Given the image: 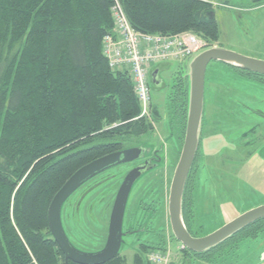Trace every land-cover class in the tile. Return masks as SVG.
Wrapping results in <instances>:
<instances>
[{"label": "trees", "instance_id": "1", "mask_svg": "<svg viewBox=\"0 0 264 264\" xmlns=\"http://www.w3.org/2000/svg\"><path fill=\"white\" fill-rule=\"evenodd\" d=\"M118 1L130 26L142 34L172 36L188 32L207 47L219 40L218 25L208 16L215 13L213 0ZM113 3L114 0H0V264H65L47 223L53 196L83 166L134 148L132 140L153 131L151 121L140 117L141 108L126 70L111 71L102 55V40L113 28ZM212 63L223 72L219 78L228 77V82L224 85L220 80L221 88L211 89L207 67L199 149L181 203L183 224L195 238L223 226L207 229L203 223L206 218L199 216L201 207H195L204 137L220 135L236 147L248 148L256 142V131L264 128L251 122L253 116L264 115L254 108L256 97L247 92L264 90V76ZM231 82L241 88L230 93ZM171 85L167 129L178 158L186 124L187 78L179 73ZM247 98L255 99L253 107L245 104ZM210 104L215 109L207 122ZM152 114L154 122L160 120L157 110L153 109ZM207 127L211 130L205 136ZM236 130L242 131L232 138L231 132ZM135 147H143V143ZM222 179L217 185L221 187L223 181L227 187L226 177ZM234 182L242 186L236 179ZM221 195L227 199V194ZM141 200L133 205L135 209L145 207ZM206 200L208 209L219 213L216 203L210 206L211 197ZM154 225L147 235L156 229ZM263 234L261 219L205 253L182 249V264L188 258L228 261L242 241L256 240ZM137 246L134 264H148L141 256L164 254L167 245L163 235L156 234L153 240ZM123 263L124 258L118 254L107 264Z\"/></svg>", "mask_w": 264, "mask_h": 264}, {"label": "rangeland", "instance_id": "2", "mask_svg": "<svg viewBox=\"0 0 264 264\" xmlns=\"http://www.w3.org/2000/svg\"><path fill=\"white\" fill-rule=\"evenodd\" d=\"M254 1L213 0L215 4L214 19L219 29V40L214 46L245 57L264 61V6L258 10L256 9L258 5L264 3V0L256 5L253 4ZM187 63L189 62L187 61L185 64L178 61L159 63L153 65L150 71L151 75L157 67L165 66L160 77L161 80L159 79L163 87L156 88L149 78L151 103L146 117L151 121L153 131L148 136L132 140L130 145L135 147L137 143H143L145 156L148 155V151H154L155 148L161 149L162 147L163 155L160 157L161 162L157 165L154 173L144 180L143 178L138 179L132 187L126 205L124 225H127L128 210L131 211L134 208L135 201L142 199L141 202H144L145 207L150 201L157 199L161 200V204L158 205L159 209L157 208L155 214H151L149 218L148 215L146 216L140 211L137 212V215L134 214L133 216L132 214L131 218L135 217L134 219H137L141 225L149 222L148 227H150V223L153 222L156 229L149 235L139 233V236H123V243L119 251L120 256L124 258L123 264H134V255L138 252V243L153 240L156 234L163 235L165 238L166 253L169 254L168 264H182L183 261V255L179 251L180 244L171 238L173 235L169 227L167 213L170 183L182 146H180L177 158L176 150L168 141L166 107L167 98L171 91L172 78L179 73L186 75ZM208 66V86L215 91V89L221 88L219 86L222 85L221 81L226 85L228 77L227 79L219 78L223 76V72H220V69L214 63H210ZM216 78L219 81H214ZM229 87L231 89L230 93L234 89L241 88L234 82H231ZM262 91L264 92V90H255L253 93L251 91L247 92L256 97L257 104L254 108H257L264 115V93ZM247 97L250 98V96ZM240 98L245 99L246 97ZM248 98L244 101L245 104H250L253 107L255 99L250 100L251 98ZM153 109L159 113V121L154 122L152 118ZM214 109L213 104L208 105L206 111L207 122L211 120ZM251 122L264 125V117L253 116ZM207 130L210 133V127L205 128V136L209 134ZM241 131L231 132L232 138ZM255 137V144L248 148L236 147L220 135L204 137L201 145V155L198 159L199 187L195 198V207H201L199 216L203 220L206 218L203 223L207 229L211 227L210 230H212L222 224L224 225L244 211L264 204V128L257 130ZM174 163L175 165H173ZM129 168L110 169L113 171L93 179L88 185L73 193L66 201L61 215L62 226L68 240L76 249L85 253H95L104 247L110 216V203L113 201L115 188ZM120 171L121 174L117 175ZM225 177L227 187L223 185V181H221L222 184L219 187L217 181L221 178L224 180ZM235 179L241 183V187L235 184ZM158 180L161 181V186L155 195L151 197L149 193H154V191H151L155 186L153 183ZM223 193L227 194V199L221 195ZM208 196L211 197L210 206L216 203L219 213L216 211L213 213L208 209V200H206ZM160 230L161 232L158 233L157 231ZM260 237L252 241H242L237 253L228 258V261L212 259L208 262H201L188 258L186 264H264V234ZM141 258L144 260L146 257L142 255Z\"/></svg>", "mask_w": 264, "mask_h": 264}, {"label": "water", "instance_id": "3", "mask_svg": "<svg viewBox=\"0 0 264 264\" xmlns=\"http://www.w3.org/2000/svg\"><path fill=\"white\" fill-rule=\"evenodd\" d=\"M209 13V20L214 19ZM187 63L188 97L184 139L178 162L170 183L167 213L169 227L175 239L184 249L194 254L205 253L223 243L248 225L264 219V204L254 207L220 228L203 237H192L186 230L181 216V203L185 182L199 149L204 100V80L208 65L219 62L231 67L264 76V61L245 57L215 46L207 47L184 61ZM186 66V65H185ZM158 70L150 76L153 86H158ZM143 147H134L99 158L77 170L53 196L47 210V223L50 235L64 257L65 264H107L115 259L120 251L123 218L129 194L136 181L153 167L148 161L131 170L121 183L109 216L107 237L104 247L95 253H85L76 249L68 240L61 223V209L68 198L83 184L113 167L129 164L143 158Z\"/></svg>", "mask_w": 264, "mask_h": 264}, {"label": "built area", "instance_id": "4", "mask_svg": "<svg viewBox=\"0 0 264 264\" xmlns=\"http://www.w3.org/2000/svg\"><path fill=\"white\" fill-rule=\"evenodd\" d=\"M113 28L102 40V55L111 71L126 70L139 102L140 117L150 108L148 86L153 65L183 61L206 47L204 41L192 33L172 36L147 35L135 31L129 24L118 0L110 7ZM149 264H168L169 254L153 252L147 255Z\"/></svg>", "mask_w": 264, "mask_h": 264}, {"label": "flooded vegetation", "instance_id": "5", "mask_svg": "<svg viewBox=\"0 0 264 264\" xmlns=\"http://www.w3.org/2000/svg\"><path fill=\"white\" fill-rule=\"evenodd\" d=\"M164 65H161V66H159V67H157L156 69L158 70V74H157V78H156V81H157V84L160 82V84H158V86H156V88H161V87H163V84H162V82L160 81L161 80V75H162V73H163V69H164ZM155 70V69H154ZM177 75H179V74H176L175 76H177ZM175 76L172 78V81H173V79L175 78ZM183 76V75H182ZM160 79V80H159ZM172 86V85H171ZM168 133H170L169 131H168ZM170 134H168V136H169ZM171 137L169 138L168 137V141H169V143L171 144ZM172 141H173V139H172ZM173 146V145H172ZM145 152L142 154L143 155V158H141L140 160H137V161H135V162H131V163H129V164H125V165H121V166H117V167H113V168H111V169H113V170H121L122 168H124V167H130L128 170H127V172L124 174V176H123V178H122V180L120 181V183H119V185L115 188V191H114V195H113V198H112V203H111V208H112V205H113V202H114V199H115V196H116V193H117V191H118V189H119V187H120V185H121V183L123 182V180H124V178H125V176L131 171V170H133L134 168H136V167H138V166H141L145 161H148L149 163H148V167H153L150 171H148L147 173H145V174H143V176H141L139 179H141V178H143V180L145 179V178H147L149 175H151L152 173H154V171L157 169V165L161 162V156L163 155V148L161 147V149H159L158 147L157 148H155L154 149V151H148V155L147 156H145ZM110 170V169H109ZM106 170V171H104V172H102L101 174H99V175H97L96 177H94L93 179H95V178H97L98 176H100V175H103V174H107L108 172H111V171H113V170ZM121 174V171L120 172H118V174L117 175H120ZM92 179V180H93ZM92 180H89V182H91ZM138 181V180H137ZM136 181V182H137ZM89 182H86V184H83L79 189H82L84 186H86V185H88L89 184ZM159 184H161V181H156V183H153V185H155L152 189H151V191H154V193L153 194H151V193H149L150 195H151V197L153 196V195H155V193L157 192V190H158V188H159ZM162 184H163V182H162ZM141 185V184H140ZM139 185V186H140ZM138 186V187H139ZM137 187V188H138ZM136 188V189H137ZM78 189V190H79ZM132 190V189H131ZM136 191V190H135ZM135 193V192H134ZM135 203H136V201H135ZM134 203V204H135ZM160 203V200H154V201H150V203H149V207L147 208V207H143L142 209L140 208V209H135V207H134V210H132L131 209V211L130 210H128V220H127V225L125 226L124 225V219H125V214H126V208H125V213H124V218H123V227H122V232H123V234H124V236H128V235H137V236H139V233H145V235H147V232H150V228L148 227V224H149V222H147V223H145V224H140V223H138V221H137V219H134L135 217H132L131 218V216H132V214H133V216H134V214L135 215H137V212L138 211H140V212H143L144 213V215H148V218H149V216L151 215V214H154L155 212H156V210H157V208L159 209V206H158V204ZM133 204V205H134ZM127 205V204H126ZM153 206V207H152ZM111 208H110V212H111ZM136 220V221H135ZM131 222V223H130ZM151 224V223H150ZM153 224H155V223H153L152 222V224H151V226L150 227H153ZM147 229V230H146Z\"/></svg>", "mask_w": 264, "mask_h": 264}, {"label": "crops", "instance_id": "6", "mask_svg": "<svg viewBox=\"0 0 264 264\" xmlns=\"http://www.w3.org/2000/svg\"><path fill=\"white\" fill-rule=\"evenodd\" d=\"M262 0H255L254 2H253V4H258V3H260ZM264 6V3H262L261 5H258L257 7H256V9L258 10V9H260V8H262Z\"/></svg>", "mask_w": 264, "mask_h": 264}]
</instances>
